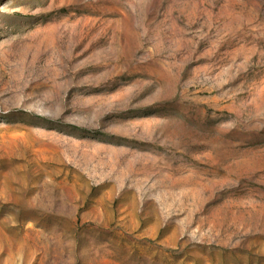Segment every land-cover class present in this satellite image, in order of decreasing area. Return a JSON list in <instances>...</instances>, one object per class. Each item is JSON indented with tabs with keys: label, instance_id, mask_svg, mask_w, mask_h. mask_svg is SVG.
I'll use <instances>...</instances> for the list:
<instances>
[{
	"label": "rangeland",
	"instance_id": "rangeland-1",
	"mask_svg": "<svg viewBox=\"0 0 264 264\" xmlns=\"http://www.w3.org/2000/svg\"><path fill=\"white\" fill-rule=\"evenodd\" d=\"M0 264H264V0H0Z\"/></svg>",
	"mask_w": 264,
	"mask_h": 264
}]
</instances>
